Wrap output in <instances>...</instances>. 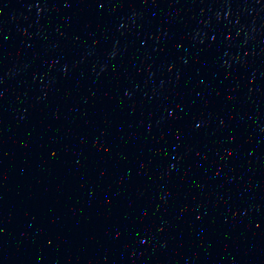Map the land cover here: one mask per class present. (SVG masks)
Returning a JSON list of instances; mask_svg holds the SVG:
<instances>
[{
    "label": "water",
    "instance_id": "water-1",
    "mask_svg": "<svg viewBox=\"0 0 264 264\" xmlns=\"http://www.w3.org/2000/svg\"><path fill=\"white\" fill-rule=\"evenodd\" d=\"M0 264H264V0H0Z\"/></svg>",
    "mask_w": 264,
    "mask_h": 264
}]
</instances>
